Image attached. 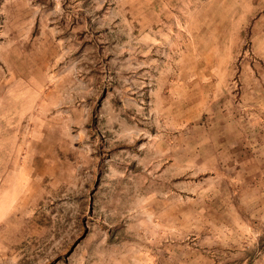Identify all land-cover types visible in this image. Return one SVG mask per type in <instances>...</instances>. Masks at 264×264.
Returning a JSON list of instances; mask_svg holds the SVG:
<instances>
[{"label":"rangeland","instance_id":"1","mask_svg":"<svg viewBox=\"0 0 264 264\" xmlns=\"http://www.w3.org/2000/svg\"><path fill=\"white\" fill-rule=\"evenodd\" d=\"M0 264H264V0H0Z\"/></svg>","mask_w":264,"mask_h":264}]
</instances>
